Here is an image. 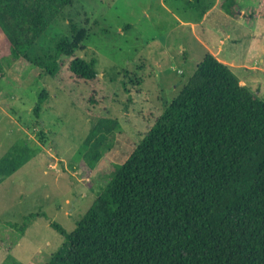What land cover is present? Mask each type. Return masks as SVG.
<instances>
[{
    "label": "rangeland",
    "instance_id": "obj_1",
    "mask_svg": "<svg viewBox=\"0 0 264 264\" xmlns=\"http://www.w3.org/2000/svg\"><path fill=\"white\" fill-rule=\"evenodd\" d=\"M258 5V0H74L30 59L53 65L65 40L75 47L73 58L96 60L98 83L71 79L62 57L52 76L19 62L4 67L0 159L18 142H26L34 157L0 184V264L49 263L65 242L52 224L67 232L76 228L205 56L222 41L230 43L231 27L237 26L232 34L240 40L230 51L236 63L253 58L260 71L231 70L264 101V18L251 26L246 17L238 20L247 7ZM212 7L215 13L203 23L204 10ZM44 91L48 98L37 116ZM95 129L100 130L92 137Z\"/></svg>",
    "mask_w": 264,
    "mask_h": 264
},
{
    "label": "trees",
    "instance_id": "obj_2",
    "mask_svg": "<svg viewBox=\"0 0 264 264\" xmlns=\"http://www.w3.org/2000/svg\"><path fill=\"white\" fill-rule=\"evenodd\" d=\"M258 1L246 19L264 17ZM73 3L0 0V74L19 62L52 76L62 57L71 79L98 83L96 60L73 58L65 40L53 65L30 59ZM47 98L40 94L37 116ZM33 157L26 142L13 145L0 184ZM52 227L65 242L48 264H264V101L207 54L76 228Z\"/></svg>",
    "mask_w": 264,
    "mask_h": 264
},
{
    "label": "crops",
    "instance_id": "obj_3",
    "mask_svg": "<svg viewBox=\"0 0 264 264\" xmlns=\"http://www.w3.org/2000/svg\"><path fill=\"white\" fill-rule=\"evenodd\" d=\"M259 6H260V3L256 8L252 6L247 7L245 11L241 12V14L238 17V20L244 19L246 15L249 16L251 13L256 12ZM215 11H216V7H212L211 9H209L204 14V18L202 22L204 23L206 18L209 15L215 13ZM223 18L225 20L224 16ZM260 18H264V17H261L260 15L255 16L252 19H248V23L246 24L251 26L253 23H255ZM236 29H237V26H234L233 28L231 27V29L228 30L226 34L227 41L229 40L230 43L227 45L226 41H222L220 45L217 46V49H215L211 54L214 55L220 62L227 65L230 69L231 68L237 69V67H239L240 69H246L247 71L254 72L255 74H257L258 71H260V63L257 60H254L253 58L245 57L241 60L239 64H237L234 59V55L230 53L231 49L234 46L239 45L238 43L240 42L239 39L233 38L232 31L234 30L236 31ZM240 83L241 85L246 86V82L244 80H240Z\"/></svg>",
    "mask_w": 264,
    "mask_h": 264
}]
</instances>
